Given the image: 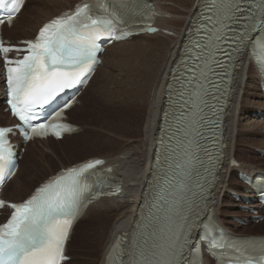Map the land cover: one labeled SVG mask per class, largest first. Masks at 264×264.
<instances>
[{
	"label": "snow or ice",
	"instance_id": "6c2138e0",
	"mask_svg": "<svg viewBox=\"0 0 264 264\" xmlns=\"http://www.w3.org/2000/svg\"><path fill=\"white\" fill-rule=\"evenodd\" d=\"M24 2L0 0V9L7 10L9 23L20 13ZM211 8L215 13V19L208 17L212 27H204L205 42L197 45L206 52V56H196L195 66L188 70L189 75L179 93V131L186 139L180 145L183 159L177 168L186 179L191 178L197 163H203L197 154L199 145L196 137L201 135L200 128L206 119L204 109L214 107L208 101L212 96L211 89H219L212 80V76L219 75L216 69L224 67L219 54L230 56L225 45L230 46V42L242 44L249 31L257 25H264V0H213ZM126 9L123 0L86 2L75 11L45 24L35 40L24 42L27 45L24 49L7 46L0 39V56L5 61L10 97L7 103L13 115L23 122L25 139L48 135L60 138L65 132L74 130L70 125L59 122L62 111L56 112L47 123L33 124L32 121L37 119L35 113L39 108L90 76L98 63L97 53L102 50L98 43L101 38L122 39L132 35ZM241 18L247 21L243 31L232 29L231 24L239 23ZM3 23L0 20V25ZM147 30L156 31L154 28ZM229 32L234 34L229 35ZM13 51L27 54L23 58L11 59L9 53ZM12 132V128L0 127V187L6 174H14V153L9 140ZM208 156L210 167L205 169L208 176L202 177L205 184L210 183L212 168L219 160L211 153ZM102 163L97 159L62 171L25 202L9 203L0 199V208L12 209L7 222L0 225V264H68L66 244L74 222L93 200L119 191L118 188L112 192L93 191L88 177L91 170ZM156 163L159 165V157ZM205 184L196 185L201 199ZM170 187L171 182H168L161 189L156 204L157 212L166 207V213L163 226L158 229L159 242L153 245L152 259L140 252L135 261L127 264H182L185 250H192L190 236L199 213H193L191 209L199 205L188 204L186 194L191 188L187 183H177L171 193L168 191ZM205 241L210 252L221 249L222 255L233 256V264L237 261L240 264H264V241L225 244L215 241L210 235L205 237ZM249 250L256 255H249ZM195 251H201L199 246ZM124 255L125 250L118 242L109 254V264H126Z\"/></svg>",
	"mask_w": 264,
	"mask_h": 264
},
{
	"label": "bare ground",
	"instance_id": "6f19581e",
	"mask_svg": "<svg viewBox=\"0 0 264 264\" xmlns=\"http://www.w3.org/2000/svg\"><path fill=\"white\" fill-rule=\"evenodd\" d=\"M79 1L81 0H70L69 3L72 5L71 8L65 6L61 9L59 8L58 13L48 14L44 19L45 21L43 22L40 21L42 14L39 17L40 13L39 11H37V16L32 17L27 24L28 26H25L28 27L26 28V34L28 32L36 31L34 36L22 38L19 39V41L33 39L37 34L39 28H41L44 23L58 16L61 12L72 10L74 4L78 3ZM204 1L205 0H155L161 17L153 21L158 27L162 29L160 35L159 33L154 35L156 36V38L154 39L155 43L153 42L151 44L140 47V44L142 43H138L139 40L150 38L151 36L153 37V35L145 34L138 37H133L131 38V40L123 43H114L112 47L107 49L106 54L108 53V56H111L112 59H110V62L108 63L109 71H107L106 76L103 78L102 90L107 99L106 105H109V107H112L117 111L120 108H122V110L124 111L123 124L116 126L118 127V129H120L119 133L111 134L110 132H107V134L115 137L116 140L124 141L123 143H126V146L117 151V154L116 152H114L109 153L104 157H89L82 161L67 164L61 168L66 169L67 167L83 163L89 159L102 158L107 161L105 168H107V173L112 178L110 179L111 183H122L123 185V193L120 197L108 198L99 201L89 208L84 217L85 220L91 214V216H93L94 214L98 213L96 217H98L97 220L101 224V231L103 230V226L107 217L99 212L109 211V213H112V215H115L116 217L113 218L111 230L104 243L102 244V246H105V251L102 256L96 261L97 264H109V254L112 252L115 243L120 235H135V229L139 224L138 219L140 212H143L145 209V207L142 208L141 205H143L144 201L148 199L149 194L156 189L155 185L157 184L158 180V172L157 170H155V172L152 173V169L157 149L159 131L161 129L160 125L162 121V115L164 112H166L165 102L166 100H168L166 95L168 93L167 87L169 84V79L171 77L173 67L184 55L182 49L185 46L186 38L190 36L187 31L190 28H194L193 25L197 22V18L200 15V10L204 5ZM50 2L52 1L50 0ZM162 2H169L171 6H162ZM36 4L39 8H46L48 5V0H36ZM25 9L26 6L20 13L13 27L10 28L8 33L11 31L13 32L14 30V32H17L16 30L20 29L19 21L23 13L25 12ZM184 9L188 11L189 17L187 16L185 21L181 20L180 23L182 24L180 25V29L178 30L176 28L178 27L177 25L179 21H174V17L176 15H180L179 17L175 18L181 19V17H183V13H181V11L179 10L184 11ZM167 30H169L171 34L170 36L166 35ZM262 35L264 36V32ZM113 70H117L119 74L118 77L110 76V72H112ZM245 72H248V76L247 74H245ZM254 74L255 76H253ZM249 76H251L252 78ZM246 79L257 80V83H259L260 79L259 75L257 76V68L255 67L251 55L248 51L244 53L243 57L241 58L240 63L238 64V69H235V72L233 73V75H231L230 84L232 89L229 92L226 106L221 119V140L225 143V148L223 150V154L225 156L223 159H221V169H218V176L213 184L211 199L208 204L207 210L210 214L208 224L211 226L213 231L218 230L217 224H221L230 232H234L236 230L229 226L238 227L237 224H232L231 222L229 223L225 219V217L227 216L226 212L221 211L219 203L223 202L225 194L229 191V187L231 186L229 185V179L230 177H232L233 172L237 170L236 168L232 167L231 160L234 158L235 153H237L238 151L237 146H239L240 143L239 135L243 132H247L263 136V123L253 121L252 127L250 125L245 126L242 124L243 117L241 115L243 114H239V112H244L243 109L247 107V105H257L255 104L256 102L252 103L250 102L252 100L249 101V99L251 97L253 98L255 95L248 92L249 88L251 87L249 86V84H247ZM105 81L107 82L105 83ZM0 83H2V79H0ZM260 87L259 89H261ZM0 90H2L1 86ZM1 101L2 97H0V103ZM78 101L81 102V100L79 99ZM76 107L77 106L72 108L67 113V115L70 116L71 114H73ZM84 107L85 105L83 103L77 111H83ZM169 110L171 109L169 108ZM169 110H167V112H169ZM117 111H112L107 114L109 123L116 122L117 119L115 118V115H117ZM259 115L261 114H257V116ZM111 117L112 119H114L113 121L111 120ZM13 121L10 119L8 123L4 125L1 124V126H12L16 123V121ZM246 128L248 130L245 131L244 129ZM103 130L107 131V129L105 128H103ZM85 134L86 130L80 127L79 133L76 136L73 135L71 138L76 139L77 137H82ZM131 135L139 137L138 145L136 144L137 146H135L133 144V141H131V139L133 138ZM98 137L100 139L104 138L100 135L97 136V138ZM67 139H69V137H65L62 141L48 139L47 141L43 142L61 143ZM34 143L42 144L41 141H35ZM132 144L135 147L132 148ZM260 144L261 147H264L263 141ZM29 145L30 148L26 151V160L29 159L31 146L35 144L30 143ZM51 152L54 153V151L52 150ZM164 155L165 153L163 154V156ZM29 162H31V160ZM246 163L248 162L241 160V164L238 167V172L247 175L248 178L243 179V182H245L246 184L248 183V188L246 190L249 194L239 192H235V194L247 198H257V194L259 192L258 189L261 188L259 187V185L262 182H256L255 185L254 179L261 176H254L253 173L255 168ZM33 166L36 167V165ZM21 172L22 170L18 172L17 176L10 182L8 187L18 186L21 178ZM56 173L57 172H54L49 175L54 176L56 175ZM48 177L45 179H48ZM119 179L122 180L120 181ZM150 179L151 181H149ZM37 180L38 178L35 177L32 181H30V184L24 187V190H22L18 194V197L24 196V198L17 201L11 199L7 200L13 203L23 202L26 198L31 196L34 189L37 188L38 185L43 183L41 181L36 186L30 187L34 185ZM260 207V204L254 205L245 203L243 205V208L249 209H259ZM111 211H113L114 213ZM9 214L10 213H8V215ZM262 225H264V223ZM253 236L264 237L262 235ZM127 237L129 238V236ZM99 240H101L100 237L98 238V241ZM140 252H144L145 254L144 249L135 247L131 253L130 261H135L138 258V254ZM250 253L253 252H251L250 250ZM202 262L206 261L203 260ZM207 262L212 263L210 259H207Z\"/></svg>",
	"mask_w": 264,
	"mask_h": 264
},
{
	"label": "rangeland",
	"instance_id": "374dc122",
	"mask_svg": "<svg viewBox=\"0 0 264 264\" xmlns=\"http://www.w3.org/2000/svg\"><path fill=\"white\" fill-rule=\"evenodd\" d=\"M51 1L52 2L48 0V5L46 8H42V7L39 8L36 4V0H29L25 12L23 13L19 21L20 29L16 30L17 32H14L15 31L14 30L13 32L11 31L9 33H8L9 30L5 29L4 34L6 38L13 40L15 41V43H17L19 39L34 36L35 31L28 32L27 34L25 33L27 30L26 28H28L25 26H28L27 24L32 17L37 16L36 15L37 11H39L40 13L39 17L42 14L40 21L43 22L45 21L44 19L45 17H47L48 14L58 13L59 8L61 9L64 6L68 8L72 7V5L69 3L70 0H54V1L51 0ZM161 5L171 6L169 2L167 3L162 2ZM179 11L183 13L182 14L183 17H181V19L175 18V17H179L180 15H176L174 17V21H179L177 25L178 27L176 28L178 30L180 29V25L182 24L180 23L181 20L185 21L187 16L189 17L187 10L184 9V11L183 10H179ZM160 34L161 33H159V35ZM166 35L167 36L171 35L169 30H167ZM155 38L156 36L153 35V37L151 36L150 38L141 39L139 40V42L138 41L137 42L142 43L140 44V47H143L144 45H148L153 42L155 43L154 41ZM108 55H109L108 53L107 54L105 53V55L103 56L104 64L98 70L90 86L81 95L80 97L81 105L79 102V104L74 110L75 112L69 116V121L73 124L79 125V127L84 128V130H86V134L83 135L82 137H77L76 139L70 137L69 139L61 143H45V142L42 144L37 143L31 146V150H30L31 153L29 159L27 160H26V156H27L26 151L30 148L29 147L30 145H28V147L26 146L25 149L22 150V154L24 151L25 153L23 155V159L21 160L20 170H22V172H21V178L19 184L18 186H14V187L7 186L4 192V195L7 199L17 201L24 198V196L18 197V194L22 190H24V187L28 186L30 184V181H32L35 177H37L38 180L35 182L34 185L30 187L36 186L39 182L44 181L45 178L50 176L49 174L57 172L67 164H72L73 162L75 163L78 161H82L89 157H94V156L104 157L107 154L114 152H116L117 154V151H119L121 148L126 146V143H123L124 141L116 140L115 137H112L107 134V132L108 133L110 132L111 134L119 133L120 129H118V127L116 126L123 124V114H124L122 108L118 109L117 111L116 109L109 107V105L108 106L106 105L107 99L102 89H103V78L106 76L107 71H109L108 63L110 62V59H112V57ZM1 71L2 70L0 67V79H2V83H0V86L2 87V90H0L1 91L0 97L1 96L4 97L2 95L4 86H3V76L1 74ZM245 74H247L248 76V72H245ZM110 76L118 77L119 74L117 70H113L112 72H110ZM253 76H255V74ZM106 82L107 81H105V83ZM246 82L251 87L249 88L248 92L250 94L255 95L253 98L251 97L249 101L252 100L250 102L252 103L256 102L255 104L257 105L255 106L247 105V107L243 109L244 112L242 113L239 112V114H243L241 115L243 117L242 124L245 126L250 125L251 127L253 126L252 125L253 121L264 124V97L261 89H259L260 85L259 83H257L258 82L257 80H253V79H246ZM83 103L85 105L83 111L78 112L77 110L79 109V107L82 106ZM4 109L5 107L3 106L2 103H0V125L1 124L4 125L8 123L10 120L8 113H5ZM112 111L118 112L117 115H115V118L117 120L116 122L109 123L107 114H109ZM257 114H261V115L257 116ZM111 120L113 121L114 119H112L111 117ZM103 128L107 129V131L103 130ZM244 130L246 131L248 129L246 128ZM96 135L103 136L104 138L103 139H100L99 137L97 138ZM131 136L133 137L131 141H133V144L137 146L139 142L138 140L139 137L134 135ZM239 141H240L239 146H237L238 151L237 153H235L234 159L237 160L239 165L241 164V160H244L248 162L246 164L253 166L255 168L253 175L264 173V147H261L260 144L262 143V141L264 142V131H263V136L243 132L242 134L239 135ZM133 144H132V148L135 147ZM50 149L54 151L55 154L52 153ZM30 160L31 162H29ZM33 165H36V167H34ZM235 168L237 170L233 172L232 177H230L229 179V183H230L229 185H231L229 187V191L225 194L223 202L219 203V207H221V211L226 212L227 216L225 217V219L229 223L231 222L232 224L235 223L238 225V227L229 226L232 227L234 230H236L233 233H236L237 236L239 237H245V236L249 237L253 235L264 236V225H262L264 223V212H259L258 214V216L263 217V220L252 219L253 216H257V215L253 214L251 209L249 210L243 209V205L246 203V201L244 200L246 197L238 196L237 199L235 196V192L249 194L248 191L246 190L248 188L247 184L243 182L240 178L241 173L238 172L239 169L238 166H236ZM249 200L254 205L258 204L256 198L254 197L250 198ZM99 213H102L107 217L102 231L100 230L101 224L97 220L98 217H96L98 213L94 214L93 216H91L92 215L91 214L85 220L83 218L82 219L83 221L81 220L80 223L77 225L75 229V233L72 237V241L69 244V255L71 256V261H69L68 264H97L96 261L104 253L105 246L104 245L102 246V244L104 243L106 237L108 236L111 230L113 218L116 217L115 215H112V213H109V211L99 212ZM3 220L4 218L0 219V222H2ZM99 237L101 238V240L98 241Z\"/></svg>",
	"mask_w": 264,
	"mask_h": 264
},
{
	"label": "water",
	"instance_id": "95a60500",
	"mask_svg": "<svg viewBox=\"0 0 264 264\" xmlns=\"http://www.w3.org/2000/svg\"><path fill=\"white\" fill-rule=\"evenodd\" d=\"M208 4H210V3H208ZM209 7V6H208ZM207 9H210V7L209 8H207ZM207 19V15L205 14V16H202V18H201V20H200V29H203L204 28V23L203 22H205V20ZM199 34V33H198ZM202 37V36H201ZM190 60V59H189ZM185 66H187V64H185ZM179 78H181V77H179ZM178 80H180V79H177L176 80V83L177 84H180V83H178L177 81ZM180 82V81H179ZM215 111H213V113H214ZM211 124H208V125H206V126H210ZM210 129V128H209Z\"/></svg>",
	"mask_w": 264,
	"mask_h": 264
}]
</instances>
